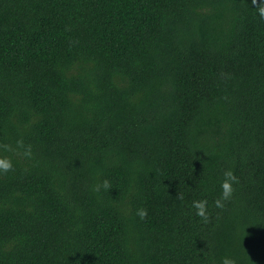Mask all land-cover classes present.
Wrapping results in <instances>:
<instances>
[{"label": "trees", "instance_id": "trees-1", "mask_svg": "<svg viewBox=\"0 0 264 264\" xmlns=\"http://www.w3.org/2000/svg\"><path fill=\"white\" fill-rule=\"evenodd\" d=\"M259 3L0 0V264H264Z\"/></svg>", "mask_w": 264, "mask_h": 264}, {"label": "clouds", "instance_id": "clouds-1", "mask_svg": "<svg viewBox=\"0 0 264 264\" xmlns=\"http://www.w3.org/2000/svg\"><path fill=\"white\" fill-rule=\"evenodd\" d=\"M252 3L256 5L257 0H252ZM256 12L259 14L261 19H264V0H260V3L256 7ZM27 154V153H26ZM12 168V163L7 158H0V172H6ZM237 178L233 172L229 169L224 172V179L220 182V198L215 200V205L218 208L223 207V201H226L231 198L234 191L233 184L236 182ZM107 181H105V187H107ZM207 201L204 199L194 200L192 202V207L195 209V215L205 218L207 217L206 213ZM137 215L143 219L147 215V210L140 208L137 210ZM222 264H235V261L225 257L222 260Z\"/></svg>", "mask_w": 264, "mask_h": 264}]
</instances>
